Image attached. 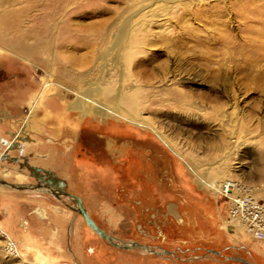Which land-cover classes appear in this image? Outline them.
<instances>
[{"label":"rangeland","instance_id":"1","mask_svg":"<svg viewBox=\"0 0 264 264\" xmlns=\"http://www.w3.org/2000/svg\"><path fill=\"white\" fill-rule=\"evenodd\" d=\"M0 118V264H264V0H0Z\"/></svg>","mask_w":264,"mask_h":264},{"label":"built area","instance_id":"2","mask_svg":"<svg viewBox=\"0 0 264 264\" xmlns=\"http://www.w3.org/2000/svg\"><path fill=\"white\" fill-rule=\"evenodd\" d=\"M212 190L218 198L226 201L229 223L242 227L245 234L256 240L264 239V204L249 193H236L234 186L227 189L223 184ZM1 234L0 227V239Z\"/></svg>","mask_w":264,"mask_h":264},{"label":"water","instance_id":"3","mask_svg":"<svg viewBox=\"0 0 264 264\" xmlns=\"http://www.w3.org/2000/svg\"><path fill=\"white\" fill-rule=\"evenodd\" d=\"M0 184L2 185H6L7 186V183L3 182V181H0ZM14 189H17V190H25V189H38L40 188L41 186L39 185H36L35 187H18L17 185H8ZM73 211H75L76 213L80 214L83 219L85 220V223L87 224V226L89 228H91L93 231H95L101 238L105 239L106 241L110 242V243H113L112 241V238L110 236H108L106 233H104L103 231H100L97 226L95 225V223L88 217V215L85 213V211H83V209H74ZM115 244V243H113ZM129 248H138V249H141V250H145V251H148L150 253H155V251L149 247V246H145V245H141V244H135V243H132Z\"/></svg>","mask_w":264,"mask_h":264},{"label":"crops","instance_id":"4","mask_svg":"<svg viewBox=\"0 0 264 264\" xmlns=\"http://www.w3.org/2000/svg\"><path fill=\"white\" fill-rule=\"evenodd\" d=\"M0 121H2V119L0 118ZM0 140H1V142L3 143V141H5V140H3V139H1L0 138ZM109 236V235H108ZM146 246V245H145ZM153 249V248H152ZM154 251H155V253H153V254H158L157 253V251L155 250V249H153ZM208 253H211V254H213V255H216V256H220V252H217V251H214V250H208ZM163 254H167V255H170V253L169 252H163ZM172 256V255H171ZM171 261H173L171 258H169ZM226 259H230L231 261L232 260H234V261H236L237 263H245V264H248L247 262H245L243 259H238V258H228V257H226ZM225 259V260H226ZM218 263L220 264L221 263V261H218Z\"/></svg>","mask_w":264,"mask_h":264},{"label":"bare ground","instance_id":"5","mask_svg":"<svg viewBox=\"0 0 264 264\" xmlns=\"http://www.w3.org/2000/svg\"><path fill=\"white\" fill-rule=\"evenodd\" d=\"M20 53H21V54H26V51L20 49ZM219 186H220V184L215 183V184H212V186H210V188L216 190ZM224 186H225V188L228 189V188H230L232 185H231L230 183L226 182V183H224ZM222 187H223V186H222ZM8 246H12V245H9V244H8Z\"/></svg>","mask_w":264,"mask_h":264}]
</instances>
